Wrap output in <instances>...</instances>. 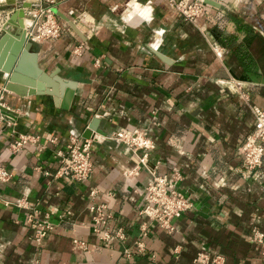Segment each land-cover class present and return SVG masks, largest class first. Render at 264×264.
Here are the masks:
<instances>
[{
    "label": "crops",
    "instance_id": "0c3cea01",
    "mask_svg": "<svg viewBox=\"0 0 264 264\" xmlns=\"http://www.w3.org/2000/svg\"><path fill=\"white\" fill-rule=\"evenodd\" d=\"M43 1L52 3L60 34L29 42L27 53L41 73L59 78L51 77L58 100L4 94L12 115L0 118V166L11 177L0 183V264H197L198 252L220 255L223 264H264V242L251 238L254 229L264 234V151L251 173L237 156L252 130L249 107H264V0H206L192 21L169 0ZM11 11L0 10V28ZM12 28L0 65L20 43L7 73L0 69V87L28 42L22 28ZM22 68L21 77L46 87ZM67 83L73 94L61 109ZM120 129L146 131L153 144L147 166L178 172L177 189L191 205L172 220L171 232L149 222L144 251L129 258L122 249L146 220L138 210L149 173L139 167L129 174L142 151L103 138ZM20 133L37 135L39 145L10 153L6 145ZM69 136L96 138L91 172L81 182L51 177L58 165L53 153L64 150ZM19 198L26 207L14 205ZM91 203L106 205L123 241L104 242L91 231ZM29 213L33 222L46 217L51 224L38 239Z\"/></svg>",
    "mask_w": 264,
    "mask_h": 264
},
{
    "label": "built area",
    "instance_id": "2783aa9c",
    "mask_svg": "<svg viewBox=\"0 0 264 264\" xmlns=\"http://www.w3.org/2000/svg\"><path fill=\"white\" fill-rule=\"evenodd\" d=\"M206 0H191L186 3L184 0H169L181 16L192 21L203 10ZM34 5L23 9V18L27 22L22 26L23 37L28 42H39L44 40L56 39L60 34V26L57 22L51 2L45 3L43 0H35ZM30 4V3H29ZM4 87H0V106H4L3 97L6 93ZM244 96V95H243ZM253 116L252 130L248 133L237 148V156L241 160L244 170L248 173L257 169L262 162L264 151V107H249ZM0 118L2 116L0 114ZM104 139L121 143L131 153L142 151L137 156V163L129 171V174H135L139 167L147 169L149 178L140 191L141 207L138 214L146 220L141 222L138 227V238L133 241L131 246L122 249V255L125 258L131 257L132 254H140L144 251L142 238L146 235L149 222H155L167 232L173 230L172 220L178 217L182 212L187 210L191 205L189 200L177 189V183L181 179L178 172L172 171L168 174L155 173V167L149 168L146 163V153L153 148V144L145 130L138 129H120L114 133L104 135ZM96 138H78L69 136L64 150H55L53 156L57 160V168L51 175L52 178L67 177L74 182H81L91 172L92 164L90 160V146ZM54 142V138L49 140ZM27 143L39 145V138L35 134L20 133L7 143V150L10 153H16ZM42 147V146H40ZM37 169V168H36ZM43 175H50L47 171H40ZM11 177V171L0 166V183L6 182ZM93 190L89 195H93ZM3 204L9 201L2 199ZM14 205L17 207H26L25 199H16ZM35 210H32L34 212ZM90 213V229L101 241L107 242L111 239L123 241L125 239L124 231L121 227H111L113 220L112 215L106 211L104 203H91L88 205ZM67 211H64L63 216ZM27 222H33V213L26 217ZM35 226L34 236L38 239L42 237L46 230H50L51 224L45 217L41 221L33 222ZM252 240L261 244L264 242V234L252 230ZM80 246L83 242L73 240ZM197 264H223V258L220 255H208L198 252L193 258Z\"/></svg>",
    "mask_w": 264,
    "mask_h": 264
},
{
    "label": "water",
    "instance_id": "95a60500",
    "mask_svg": "<svg viewBox=\"0 0 264 264\" xmlns=\"http://www.w3.org/2000/svg\"><path fill=\"white\" fill-rule=\"evenodd\" d=\"M208 1H205L207 3ZM30 7V5L26 2H18L17 0H3V4L0 5V10H12L11 13L5 18L4 22L1 25L0 30L3 31L0 35V50L4 43V40L7 36V32H10L11 28L14 30V32H19V29L23 26V9ZM18 36L17 34L15 35ZM17 43H13V45L10 47V52L13 53V55L16 53L20 41H16ZM29 42H26L23 50L18 55L17 59L15 60V63L12 67L13 70H11L8 74L7 80L4 84V88L8 91H11L15 93L16 95L23 96V95H32V94H47L53 97V100L55 103H57V96L58 93L56 91L54 80H58L59 78L55 75H46L44 73H41L35 64V55L33 53H27V49L29 48ZM13 55L10 57H7L5 60V63L3 65H0L1 71H4L7 73L10 64L13 60ZM24 65H27L29 68V74L32 76H39V80L45 82V88L42 87L41 83L39 84H33L31 80H26L23 77H21L20 73L22 72V67ZM51 77H54V80H51ZM68 87L65 89V91L61 95V99L58 102V106L61 109H67L73 94V84L67 83ZM25 85H28L26 87ZM6 113V114H4ZM0 114L2 118L8 120V116L12 115L9 109H7L4 106H0ZM8 115V116H7ZM11 120V119H10Z\"/></svg>",
    "mask_w": 264,
    "mask_h": 264
},
{
    "label": "rangeland",
    "instance_id": "374dc122",
    "mask_svg": "<svg viewBox=\"0 0 264 264\" xmlns=\"http://www.w3.org/2000/svg\"><path fill=\"white\" fill-rule=\"evenodd\" d=\"M3 4V0H0V5H2ZM6 10V9H5ZM5 10H3V11H5ZM1 14H3V12L2 13H0V15ZM3 16V15H2Z\"/></svg>",
    "mask_w": 264,
    "mask_h": 264
},
{
    "label": "bare ground",
    "instance_id": "6f19581e",
    "mask_svg": "<svg viewBox=\"0 0 264 264\" xmlns=\"http://www.w3.org/2000/svg\"><path fill=\"white\" fill-rule=\"evenodd\" d=\"M24 23V22H23ZM25 24V23H24Z\"/></svg>",
    "mask_w": 264,
    "mask_h": 264
}]
</instances>
